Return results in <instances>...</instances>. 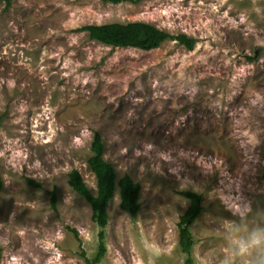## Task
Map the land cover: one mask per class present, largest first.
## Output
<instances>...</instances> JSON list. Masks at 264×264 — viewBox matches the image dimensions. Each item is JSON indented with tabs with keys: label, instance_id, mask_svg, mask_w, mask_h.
<instances>
[{
	"label": "rangeland",
	"instance_id": "1",
	"mask_svg": "<svg viewBox=\"0 0 264 264\" xmlns=\"http://www.w3.org/2000/svg\"><path fill=\"white\" fill-rule=\"evenodd\" d=\"M135 21L197 41L145 51L77 31ZM0 115V264L94 257L99 226L69 176L97 192L96 131L118 180L141 185L136 217L118 190L109 204L99 264H186L187 190L204 206L194 264H264V0L0 1Z\"/></svg>",
	"mask_w": 264,
	"mask_h": 264
},
{
	"label": "trees",
	"instance_id": "2",
	"mask_svg": "<svg viewBox=\"0 0 264 264\" xmlns=\"http://www.w3.org/2000/svg\"><path fill=\"white\" fill-rule=\"evenodd\" d=\"M5 1L8 6L11 0ZM107 3L118 4L125 1L139 3L142 0H101ZM79 32H87L90 39L101 42L105 45L116 47H133L145 51L158 48L166 40H177L180 44L192 49L195 46L196 38L190 37L184 33L173 35L166 30L156 27L154 24L144 21H135L129 23H106L101 25L88 24L78 28ZM3 116L0 115V125ZM88 166L95 174L97 180V192L94 193L89 187L79 170L74 169L70 173L69 183L71 187L91 205L93 210L92 218L99 226L98 250L94 257L87 256L82 250L81 256L86 264H99L107 254V226L109 224L108 206L114 199L117 190L120 195L121 208L136 217L141 209L140 196L141 185L136 182L129 174H125L118 180L117 170L113 163L105 158V144L100 132L96 131L92 142V155L88 159ZM28 182L34 186H41L32 179ZM52 206L56 207V189L52 192ZM181 194L189 200V205L181 215L178 223L179 227V245L182 252L187 255L186 264H194L193 248L195 238L192 232V226L197 218L202 214L203 197L195 191H182ZM78 234L76 229H72ZM2 258V248L0 246V263Z\"/></svg>",
	"mask_w": 264,
	"mask_h": 264
}]
</instances>
